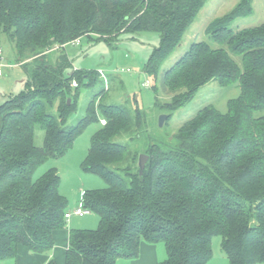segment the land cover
<instances>
[{
    "label": "trees",
    "instance_id": "obj_1",
    "mask_svg": "<svg viewBox=\"0 0 264 264\" xmlns=\"http://www.w3.org/2000/svg\"><path fill=\"white\" fill-rule=\"evenodd\" d=\"M205 1L0 0V36L13 44L27 78L24 90L0 103V261L15 260L19 246L36 254L52 250L68 201L55 167L33 174L62 156L87 124L104 119L81 162L106 183L81 195L98 225L69 229L64 264L133 259L144 241L164 244L166 258L157 264H208L214 236L221 237L228 264L264 263V21L230 26L252 11V0H238L208 23L210 42H191L162 73L161 88L173 95L167 103L158 105L157 96L154 102L166 110V123L205 83H236L240 92L225 112L205 105L168 139L146 138L143 112L98 101L100 91L75 124L67 123L78 97L71 88L92 85L101 70L64 75L66 44L157 32L159 44L144 67L156 75ZM36 128L44 132L41 145L35 143ZM142 153L148 158L140 174ZM44 264L58 263L51 258Z\"/></svg>",
    "mask_w": 264,
    "mask_h": 264
},
{
    "label": "rangeland",
    "instance_id": "obj_2",
    "mask_svg": "<svg viewBox=\"0 0 264 264\" xmlns=\"http://www.w3.org/2000/svg\"><path fill=\"white\" fill-rule=\"evenodd\" d=\"M237 2L238 0H206L185 31L182 41L160 65L156 75L145 73L144 67L151 52L159 44L160 37L157 32H121L112 43L104 40L91 41L82 37L79 43L66 44L65 52L69 65L64 69V75H70L74 70H101L92 85L71 88V95L78 93V97L74 110L67 120L68 125L75 124L85 114L88 101L100 91L98 101L122 105L132 114L136 108L143 112L147 124L144 132L146 138L151 136L156 139H168L184 121L190 119L205 105H212L217 110L225 112L227 101L235 98L240 92L236 83L224 86L217 80L205 83L195 91L189 101L174 111L170 120L166 123L164 120L162 125H159V117L162 114L166 115V110L158 109L154 102L157 96L158 105L167 103L173 95L172 92L161 88L162 73L187 50L191 42L200 40L210 42L209 34L206 32L208 23L230 11ZM251 6L252 11L249 14L237 17L230 24L233 29L257 25L264 21V0H252ZM56 47L55 45L52 48V52L57 55ZM234 58L240 62L239 56ZM0 64L2 65L0 103H2L6 97L17 95L24 90L27 80L23 67L15 61L13 44L4 34L0 36ZM145 80L149 81V86L142 85ZM154 88H158L156 94ZM100 127L101 121L87 124L62 156L44 162L33 174V178H37L48 168L57 169L60 176L59 191L67 199L69 211L80 204L84 190L106 186L105 181L98 174L86 172L81 168L91 138ZM43 136V130L36 128L34 139L37 145L42 144ZM116 140L127 141L124 136H118ZM143 144L144 140L132 142L131 147L137 148ZM97 225L98 217L94 213H87L84 216L72 214L71 218L66 219L65 226L60 231L66 232L67 228L94 229ZM54 244V248L58 246L56 241ZM212 249L213 255L218 253L224 255L220 236L213 237ZM63 254L62 264H64L65 250ZM13 262L14 260H3L0 264H13Z\"/></svg>",
    "mask_w": 264,
    "mask_h": 264
},
{
    "label": "crops",
    "instance_id": "obj_3",
    "mask_svg": "<svg viewBox=\"0 0 264 264\" xmlns=\"http://www.w3.org/2000/svg\"><path fill=\"white\" fill-rule=\"evenodd\" d=\"M71 218V216H70ZM68 231L56 230L54 232L55 248L47 254H36L30 252L25 246H19L16 259L13 264H44L49 259H54L58 264H62L63 251L66 250L68 242ZM55 245V244H54ZM166 258V250L162 242L150 243L142 242L140 244L139 254L133 259H118L115 264H157ZM208 264H228L224 255L218 253L212 255Z\"/></svg>",
    "mask_w": 264,
    "mask_h": 264
},
{
    "label": "built area",
    "instance_id": "obj_4",
    "mask_svg": "<svg viewBox=\"0 0 264 264\" xmlns=\"http://www.w3.org/2000/svg\"><path fill=\"white\" fill-rule=\"evenodd\" d=\"M71 43H79V38L73 40ZM1 67L2 65L0 64V75L2 74V71H1ZM126 71H129V69H126ZM71 85L72 86H77V82L75 80H73L71 82ZM143 86H149V81L148 80H145L143 83H142ZM101 123H105V120L104 119H101ZM87 213H89V210L84 208L82 206V202H80V204L72 211H68L67 213H65V217L66 219L70 218V216L72 214H75V215H78V216H84L86 215Z\"/></svg>",
    "mask_w": 264,
    "mask_h": 264
},
{
    "label": "water",
    "instance_id": "obj_5",
    "mask_svg": "<svg viewBox=\"0 0 264 264\" xmlns=\"http://www.w3.org/2000/svg\"><path fill=\"white\" fill-rule=\"evenodd\" d=\"M67 103H70V98L67 99ZM166 115L162 114L159 117V125H162L163 121L165 120ZM148 156L144 153L140 154L138 157V166H139V173H142V170L144 168L145 162L147 161Z\"/></svg>",
    "mask_w": 264,
    "mask_h": 264
}]
</instances>
